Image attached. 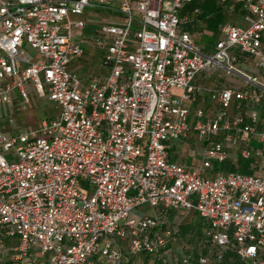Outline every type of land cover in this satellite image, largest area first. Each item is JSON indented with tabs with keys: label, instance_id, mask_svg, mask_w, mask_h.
Returning a JSON list of instances; mask_svg holds the SVG:
<instances>
[{
	"label": "built area",
	"instance_id": "obj_1",
	"mask_svg": "<svg viewBox=\"0 0 264 264\" xmlns=\"http://www.w3.org/2000/svg\"><path fill=\"white\" fill-rule=\"evenodd\" d=\"M193 1L0 0V106L31 89L54 110L0 127V264H264V0L210 53L182 29ZM91 14L103 72L81 77ZM216 72L245 86L191 117ZM189 137L198 164L177 152Z\"/></svg>",
	"mask_w": 264,
	"mask_h": 264
},
{
	"label": "crops",
	"instance_id": "obj_2",
	"mask_svg": "<svg viewBox=\"0 0 264 264\" xmlns=\"http://www.w3.org/2000/svg\"><path fill=\"white\" fill-rule=\"evenodd\" d=\"M195 1L197 0H194L193 3L186 5L182 11V14H190L192 8L194 7H199L200 10H202V12L199 15V17L193 18L192 22L183 25L182 29L190 33L193 41L204 52L210 53L213 50V46L215 42L218 39H220L221 35L219 33V28L222 24L233 23L239 26H244L246 24L245 17L248 15V12L244 7V0H228V2L225 4L227 5L226 6L227 8H230L227 10V13L234 16L235 22L224 21L223 18H221L220 14L218 13V9H220V7L223 5L220 4L218 0H202L201 4L199 5L195 4L196 3ZM235 7H239L237 9L238 13H235L236 12ZM98 16L99 14L97 15L91 14L89 16L84 17V21H86L85 31L94 34L95 28L97 27V23H98L95 17ZM80 40L81 38H79L77 41L81 43ZM31 57L34 60L38 58V56L35 53H32ZM70 69L78 73L80 71L79 63L76 62L72 64L70 66ZM225 77L231 78L233 83L232 84L227 83V80L224 79ZM195 83L201 86L203 90L201 91L200 98L198 99V101H196L190 107L191 117H193L195 110L198 108L203 109L206 114H210L214 110L215 103L211 101V99H209V95L211 94L212 91L220 89L222 87H231L235 89H240L245 86L240 79L225 76L221 72H216L213 74H200L196 77ZM13 100H17L18 102L20 101L19 98H17L16 96L14 97ZM31 102L32 101L30 95V104ZM0 127L7 132H16L18 129H21V128H12L4 124H0ZM177 146H179V148L180 147L182 148V149L180 148L181 152H183L184 149L187 148V144H182ZM176 158L180 159V156L178 155L176 156ZM171 159H174V157L171 156ZM181 160L184 161L182 157ZM184 162L187 163V161ZM245 165L246 162L245 163H243V161L240 162V167H241L240 171H246L244 170Z\"/></svg>",
	"mask_w": 264,
	"mask_h": 264
},
{
	"label": "rangeland",
	"instance_id": "obj_3",
	"mask_svg": "<svg viewBox=\"0 0 264 264\" xmlns=\"http://www.w3.org/2000/svg\"><path fill=\"white\" fill-rule=\"evenodd\" d=\"M195 2V4L199 5L201 4L202 0H197ZM226 6L227 5L221 6L220 9H218V13L224 21L235 22L234 16L227 13V10L230 8H227ZM238 8L239 7H235V13H238ZM84 17H86V15ZM95 18L98 22L99 16ZM84 31L83 38H81L80 40V44H82L85 53L83 57L78 60L80 67V71L78 72V74L81 77H84L87 73L95 75L102 74L103 68L101 66V59L103 57V49L100 45L95 42V35L93 33H88L87 31ZM25 48L28 50L29 54L32 55L33 51H31L28 47ZM224 79L227 80V83L229 84L233 83L231 78L225 77ZM174 92L175 94H179L178 91ZM30 94L32 102L31 104H29L28 107H23L17 100H13V103L11 105H1L0 124L8 125L12 128H21L27 131H32L34 127L39 124L42 117H48L49 115H52L54 113L53 104L51 102H46L44 98L37 97L34 91L31 89ZM9 118L13 120L11 124L8 123ZM183 144H192V146L191 148L184 149L183 152H181L178 148L177 152L181 154V157L184 161H187V163L198 164L200 161V155L195 153L194 147L197 146L194 143L193 137H189L187 140L183 141ZM187 153H189L190 156L187 155ZM243 163H245V161H243ZM214 165L216 168H221L224 166V164L217 163H215ZM79 187L90 188L83 183H79Z\"/></svg>",
	"mask_w": 264,
	"mask_h": 264
},
{
	"label": "trees",
	"instance_id": "obj_4",
	"mask_svg": "<svg viewBox=\"0 0 264 264\" xmlns=\"http://www.w3.org/2000/svg\"><path fill=\"white\" fill-rule=\"evenodd\" d=\"M201 12H202V10H201ZM222 168H223L224 170H233V168H232L231 166H229V165H224ZM189 228H190V225H187V226H184V227H183V230L186 231V230H188Z\"/></svg>",
	"mask_w": 264,
	"mask_h": 264
}]
</instances>
